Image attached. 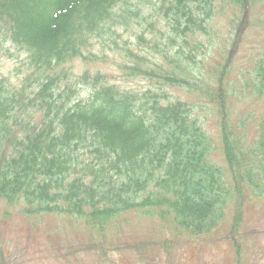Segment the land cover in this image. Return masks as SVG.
Here are the masks:
<instances>
[{"label":"trees","instance_id":"1","mask_svg":"<svg viewBox=\"0 0 264 264\" xmlns=\"http://www.w3.org/2000/svg\"><path fill=\"white\" fill-rule=\"evenodd\" d=\"M262 25L264 0H0V62L25 56L18 81L0 73V203L100 232L136 210L199 236L245 187L264 197V112L248 145L230 111L264 99V46L233 77ZM99 58L116 73L69 67Z\"/></svg>","mask_w":264,"mask_h":264},{"label":"rangeland","instance_id":"2","mask_svg":"<svg viewBox=\"0 0 264 264\" xmlns=\"http://www.w3.org/2000/svg\"><path fill=\"white\" fill-rule=\"evenodd\" d=\"M259 15L258 10L254 14L257 22ZM262 27L264 25L250 29L238 49L233 73L237 88L238 80L249 71L253 59L264 46ZM99 46L94 43L91 51L98 54ZM13 55L16 59L9 56L11 58L0 62V73L18 81L16 77L22 75L25 56ZM112 60L99 58L84 64L76 59L69 67L75 74L89 69L111 76L117 71ZM127 86L141 89L143 83L135 81ZM230 111L235 132L247 134L250 145L256 138L259 119L264 112V99L233 97ZM213 119L206 124L217 146L220 139ZM221 150L222 146L218 145L212 157L225 164ZM244 191L242 209L238 211L237 204L231 202L217 228L199 236L148 217L142 211H128L100 232L80 221L51 214L28 217L16 206L2 202L0 264H264V197L254 195L250 187H245Z\"/></svg>","mask_w":264,"mask_h":264}]
</instances>
